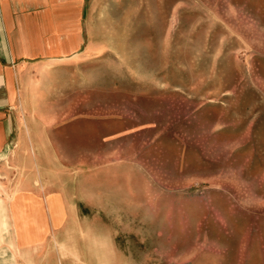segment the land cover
Returning a JSON list of instances; mask_svg holds the SVG:
<instances>
[{
	"label": "rangeland",
	"instance_id": "1",
	"mask_svg": "<svg viewBox=\"0 0 264 264\" xmlns=\"http://www.w3.org/2000/svg\"><path fill=\"white\" fill-rule=\"evenodd\" d=\"M87 31L16 111L0 264H264V0H89Z\"/></svg>",
	"mask_w": 264,
	"mask_h": 264
},
{
	"label": "crops",
	"instance_id": "2",
	"mask_svg": "<svg viewBox=\"0 0 264 264\" xmlns=\"http://www.w3.org/2000/svg\"><path fill=\"white\" fill-rule=\"evenodd\" d=\"M88 9L89 0H0V159L22 101L46 100L32 91L36 75L85 55Z\"/></svg>",
	"mask_w": 264,
	"mask_h": 264
}]
</instances>
